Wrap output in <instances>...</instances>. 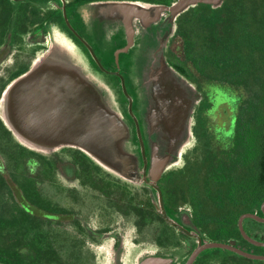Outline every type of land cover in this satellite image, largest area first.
Instances as JSON below:
<instances>
[{
  "label": "flooded vegetation",
  "instance_id": "1",
  "mask_svg": "<svg viewBox=\"0 0 264 264\" xmlns=\"http://www.w3.org/2000/svg\"><path fill=\"white\" fill-rule=\"evenodd\" d=\"M98 1L173 0H0V97L58 30L116 84L128 114L130 63L115 53L126 43L97 50L78 15ZM164 56L199 95L193 140L155 174L133 105L139 183L76 149L31 151L0 118V264H264V0H198Z\"/></svg>",
  "mask_w": 264,
  "mask_h": 264
},
{
  "label": "water",
  "instance_id": "2",
  "mask_svg": "<svg viewBox=\"0 0 264 264\" xmlns=\"http://www.w3.org/2000/svg\"><path fill=\"white\" fill-rule=\"evenodd\" d=\"M196 2L173 0L139 7L125 1H98L82 6L80 21L97 50H106L112 41L126 43H120L115 53L130 63L126 79L120 81L129 113L123 112L125 104L116 84L66 35L50 30L47 49L0 97L4 126L31 151L51 154L76 149L112 176L135 184L144 179L129 122L136 105L151 171L159 174L176 165L193 140L199 95L164 54L177 19Z\"/></svg>",
  "mask_w": 264,
  "mask_h": 264
}]
</instances>
